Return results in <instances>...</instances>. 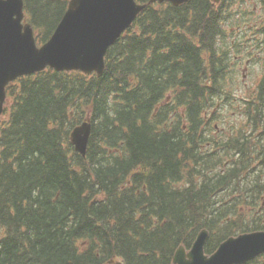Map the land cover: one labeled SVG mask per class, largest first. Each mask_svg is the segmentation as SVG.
I'll return each instance as SVG.
<instances>
[{
    "label": "trees",
    "instance_id": "16d2710c",
    "mask_svg": "<svg viewBox=\"0 0 264 264\" xmlns=\"http://www.w3.org/2000/svg\"><path fill=\"white\" fill-rule=\"evenodd\" d=\"M24 1L44 44L70 0ZM242 2L154 4L109 50L102 77L48 69L9 86L0 264H171L203 229L208 254L264 230V76L232 100L246 54L227 25ZM255 22L245 33L264 52V14ZM228 105L241 116L217 132ZM86 117L83 157L70 134Z\"/></svg>",
    "mask_w": 264,
    "mask_h": 264
},
{
    "label": "water",
    "instance_id": "95a60500",
    "mask_svg": "<svg viewBox=\"0 0 264 264\" xmlns=\"http://www.w3.org/2000/svg\"><path fill=\"white\" fill-rule=\"evenodd\" d=\"M190 0H71L51 39L38 47L32 25L23 24L24 0H0V117L7 86L18 77L52 68L58 72L80 71L99 77L105 71L109 49L154 3L178 7ZM219 3L221 0H213ZM92 125L85 122L71 133L76 152L86 156ZM209 233L204 230L188 251L180 247L173 264H246L264 253V232L243 234L226 240L212 256L205 253Z\"/></svg>",
    "mask_w": 264,
    "mask_h": 264
},
{
    "label": "rangeland",
    "instance_id": "374dc122",
    "mask_svg": "<svg viewBox=\"0 0 264 264\" xmlns=\"http://www.w3.org/2000/svg\"><path fill=\"white\" fill-rule=\"evenodd\" d=\"M245 5H249V7L242 6L240 7L239 4H236L233 7L234 12H236L239 8H241V16L246 17L245 22L247 26H253L256 24L255 20L263 15L262 7L258 0H244ZM253 10L255 12H253ZM241 16H236V20L227 25V33L229 35V42H231L234 38L241 36L242 38H246L250 35L254 34V31L250 33H245V27L243 23L240 21ZM230 30V31H229ZM244 33V34H243ZM230 47V46H229ZM232 55H237V52H232ZM239 55V54H238ZM256 59L254 63L249 65L250 61H248V56L245 55L243 58H240V74L236 80L237 90L235 91V95L238 96V99L235 96L232 97L233 102H239V99L247 98L249 96V90H254L257 88L259 81L264 74V56L262 54H253ZM237 58H235L236 60ZM248 66V69L245 68ZM240 85V86H239ZM221 106L218 107V109ZM228 110L223 111V114L218 115V119L220 122L218 124L219 128H224L225 125L230 120H236V117L241 116V108H237V106H230L228 105ZM217 109V110H218ZM216 110V111H217ZM213 112V111H212ZM243 112V111H242ZM86 117L85 119H87ZM222 119V120H221Z\"/></svg>",
    "mask_w": 264,
    "mask_h": 264
}]
</instances>
